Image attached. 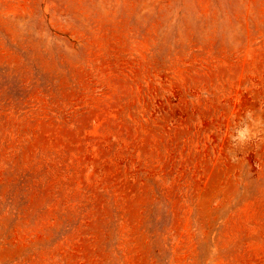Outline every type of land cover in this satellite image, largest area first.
<instances>
[{
    "label": "rangeland",
    "instance_id": "rangeland-1",
    "mask_svg": "<svg viewBox=\"0 0 264 264\" xmlns=\"http://www.w3.org/2000/svg\"><path fill=\"white\" fill-rule=\"evenodd\" d=\"M0 264H264V0H0Z\"/></svg>",
    "mask_w": 264,
    "mask_h": 264
}]
</instances>
